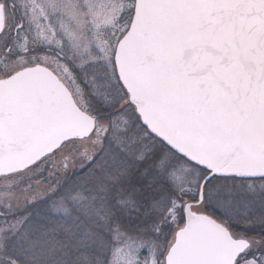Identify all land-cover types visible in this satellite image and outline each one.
Returning <instances> with one entry per match:
<instances>
[{
  "label": "snow or ice",
  "instance_id": "snow-or-ice-1",
  "mask_svg": "<svg viewBox=\"0 0 264 264\" xmlns=\"http://www.w3.org/2000/svg\"><path fill=\"white\" fill-rule=\"evenodd\" d=\"M0 264H264V0H0Z\"/></svg>",
  "mask_w": 264,
  "mask_h": 264
}]
</instances>
